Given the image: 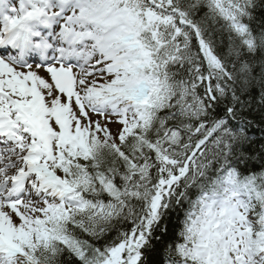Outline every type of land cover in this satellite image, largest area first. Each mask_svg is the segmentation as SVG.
Here are the masks:
<instances>
[{"label": "snow or ice", "instance_id": "obj_1", "mask_svg": "<svg viewBox=\"0 0 264 264\" xmlns=\"http://www.w3.org/2000/svg\"><path fill=\"white\" fill-rule=\"evenodd\" d=\"M257 111L264 0H0V264H264Z\"/></svg>", "mask_w": 264, "mask_h": 264}, {"label": "trees", "instance_id": "obj_2", "mask_svg": "<svg viewBox=\"0 0 264 264\" xmlns=\"http://www.w3.org/2000/svg\"><path fill=\"white\" fill-rule=\"evenodd\" d=\"M256 95L258 99V92ZM249 119H253L255 121L253 128L250 129V135L255 137L257 141H259V139L264 136V132H262L261 130L264 129V120H261V116L258 111L250 114Z\"/></svg>", "mask_w": 264, "mask_h": 264}]
</instances>
